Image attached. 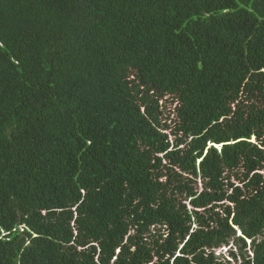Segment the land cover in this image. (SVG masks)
<instances>
[{"label":"trees","instance_id":"trees-1","mask_svg":"<svg viewBox=\"0 0 264 264\" xmlns=\"http://www.w3.org/2000/svg\"><path fill=\"white\" fill-rule=\"evenodd\" d=\"M231 241L264 264V0H0V264Z\"/></svg>","mask_w":264,"mask_h":264},{"label":"rangeland","instance_id":"rangeland-1","mask_svg":"<svg viewBox=\"0 0 264 264\" xmlns=\"http://www.w3.org/2000/svg\"><path fill=\"white\" fill-rule=\"evenodd\" d=\"M242 232L239 233L241 235ZM249 247L247 248L249 254L250 252V242L248 241ZM232 248V250H231ZM230 251L239 252V248L233 244V241H231L229 246L221 247L220 249L215 250L216 255H219L221 261H223L225 264H236V261H234L232 255L230 254ZM252 255V254H251Z\"/></svg>","mask_w":264,"mask_h":264},{"label":"clouds","instance_id":"clouds-1","mask_svg":"<svg viewBox=\"0 0 264 264\" xmlns=\"http://www.w3.org/2000/svg\"><path fill=\"white\" fill-rule=\"evenodd\" d=\"M239 233H240V231H239Z\"/></svg>","mask_w":264,"mask_h":264},{"label":"snow or ice","instance_id":"snow-or-ice-1","mask_svg":"<svg viewBox=\"0 0 264 264\" xmlns=\"http://www.w3.org/2000/svg\"><path fill=\"white\" fill-rule=\"evenodd\" d=\"M238 231V230H237Z\"/></svg>","mask_w":264,"mask_h":264}]
</instances>
